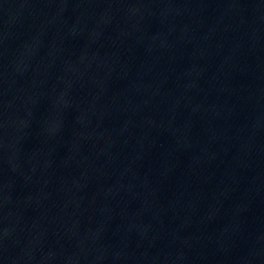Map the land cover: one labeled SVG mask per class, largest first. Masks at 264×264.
<instances>
[{
	"label": "water",
	"instance_id": "95a60500",
	"mask_svg": "<svg viewBox=\"0 0 264 264\" xmlns=\"http://www.w3.org/2000/svg\"><path fill=\"white\" fill-rule=\"evenodd\" d=\"M0 264H264V0H0Z\"/></svg>",
	"mask_w": 264,
	"mask_h": 264
}]
</instances>
